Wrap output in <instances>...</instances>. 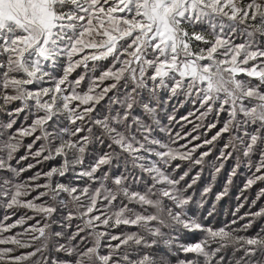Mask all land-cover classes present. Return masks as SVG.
Returning a JSON list of instances; mask_svg holds the SVG:
<instances>
[{
	"label": "snow or ice",
	"instance_id": "1",
	"mask_svg": "<svg viewBox=\"0 0 264 264\" xmlns=\"http://www.w3.org/2000/svg\"><path fill=\"white\" fill-rule=\"evenodd\" d=\"M242 173L264 185V0H0V204L31 212L0 264H264V205L213 223Z\"/></svg>",
	"mask_w": 264,
	"mask_h": 264
},
{
	"label": "rangeland",
	"instance_id": "2",
	"mask_svg": "<svg viewBox=\"0 0 264 264\" xmlns=\"http://www.w3.org/2000/svg\"><path fill=\"white\" fill-rule=\"evenodd\" d=\"M78 71H79V69H78ZM73 75H75V73ZM190 107H191L190 105L187 106V108H190ZM187 108L179 109L178 113H177V117H179V115L181 113L186 114ZM189 119L193 120L192 117H189ZM193 122L195 123L194 120H193ZM180 123H184V122L181 121ZM191 127H192V125H190V124L185 125V128H187V129H191ZM174 130L179 131L180 130L179 126H177L176 129H174ZM199 131H203V129H199ZM212 131H214V130L209 131L208 135H211ZM31 141H32V137H22L21 138L20 147L18 148L17 153L15 154L17 156V158L20 155H27V153L29 151H34L40 143L39 141H37L35 144H33V149L29 150V149H27L26 146ZM30 162L34 163V160L30 155H28L27 159L20 161V163H19V165H17V167L26 166L27 163H30ZM55 163H56V161L50 160V161L43 162L42 164H37V165H35L34 168L26 169L25 172L20 173L19 178L25 182L32 183V181H28V179H27L29 176L33 175L37 171H46L49 166H51ZM184 163L185 162H181L182 167L184 166ZM210 167H211V164H206L204 166L205 170L202 174L203 179L198 181L197 185L194 186V188L197 192V197L199 196L200 189L209 180L208 171L210 170ZM228 167H229V165L226 164L225 170ZM225 170H222L221 174H219L217 177V181L215 183H213L211 191L207 194L205 206H204V209L202 211L206 212V210L211 207L212 202L215 200L216 192L222 190L223 181H224V179H226ZM245 179H246V173H242L236 177H233V184L229 186L228 194L226 196L222 197V199L220 201L216 202V209H215V213H214L215 220L213 221L214 224H221V223L227 222L233 218L231 213L233 210L236 209L237 204L240 202L237 200V196H241V200H243V196H247V198H248L247 201H243L244 207L239 209L238 215L243 214L245 211L255 210L259 206L264 205V198H262L261 200L257 201L256 205L250 206L251 200L255 199L257 193L259 192V187L264 186V185H253L250 189H247L241 195L240 189L242 188L243 181ZM42 180H43V178H41V180L36 181V182H42ZM36 191H39V189H37ZM6 215L8 216L7 220H5ZM21 215H31V212H30V210L22 208V207H15L14 206L13 208H5L3 206V204H0V228H2L3 225H5V224L12 223ZM27 223H32V221H30V220L26 221V224ZM120 227L123 228L124 226H120ZM118 230L119 229H113L112 231H118ZM17 231H19V227L9 229L7 232L0 231V238L15 234ZM196 238L197 239L199 238L198 234H197ZM187 242H192V241H191V239H189ZM4 246H6V245H0V247H4ZM25 250L26 249H19L18 251H25Z\"/></svg>",
	"mask_w": 264,
	"mask_h": 264
}]
</instances>
